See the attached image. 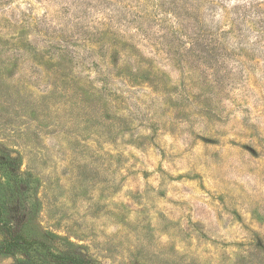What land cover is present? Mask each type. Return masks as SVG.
Returning a JSON list of instances; mask_svg holds the SVG:
<instances>
[{"label":"rangeland","instance_id":"obj_1","mask_svg":"<svg viewBox=\"0 0 264 264\" xmlns=\"http://www.w3.org/2000/svg\"><path fill=\"white\" fill-rule=\"evenodd\" d=\"M0 158L93 264H264V0H0Z\"/></svg>","mask_w":264,"mask_h":264},{"label":"trees","instance_id":"obj_2","mask_svg":"<svg viewBox=\"0 0 264 264\" xmlns=\"http://www.w3.org/2000/svg\"><path fill=\"white\" fill-rule=\"evenodd\" d=\"M0 172L9 178L7 201L0 193V255H19L17 264H93L62 240L36 231L28 207V175L13 167L11 160L1 158ZM0 184L5 185L2 179ZM10 199L13 209L8 205Z\"/></svg>","mask_w":264,"mask_h":264}]
</instances>
